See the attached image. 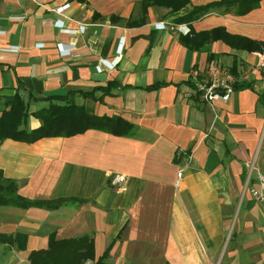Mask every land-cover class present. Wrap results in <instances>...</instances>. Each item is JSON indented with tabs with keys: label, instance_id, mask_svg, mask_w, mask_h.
<instances>
[{
	"label": "crops",
	"instance_id": "0c3cea01",
	"mask_svg": "<svg viewBox=\"0 0 264 264\" xmlns=\"http://www.w3.org/2000/svg\"><path fill=\"white\" fill-rule=\"evenodd\" d=\"M210 1L0 0V113L16 92L36 109L74 91L91 112L132 124L126 134L0 140V169L20 194L65 198L54 208L0 204V264H31L50 236L84 233L93 237L85 264H264V201L248 191L264 174V0L241 15L178 20ZM216 26L254 47L217 38L193 49L180 39ZM216 57L249 85L207 104L191 82ZM109 81V91L96 88ZM40 123L30 113L21 126ZM114 173L125 181L113 184Z\"/></svg>",
	"mask_w": 264,
	"mask_h": 264
},
{
	"label": "trees",
	"instance_id": "16d2710c",
	"mask_svg": "<svg viewBox=\"0 0 264 264\" xmlns=\"http://www.w3.org/2000/svg\"><path fill=\"white\" fill-rule=\"evenodd\" d=\"M152 0H142L146 5ZM175 8L181 6L187 0H166ZM261 0H212L208 3L195 6L194 9L178 18V20L192 19L212 9L218 12L232 11L241 15L249 12L259 5ZM221 38L235 47L252 49L254 41L226 31L224 26H216L200 31H190L180 37L181 41L193 49H200L205 43L213 39ZM210 60L212 58H209ZM116 83L107 82L105 85L97 86L102 90L109 89ZM159 83L149 85L148 88L158 86ZM191 85L194 87V80ZM249 85L243 79L233 83L234 89ZM74 91L65 93H53L45 97L46 103L30 109L29 99L19 92L4 102V108L0 113V140L11 137L32 142L43 136L72 135L82 132L88 128H97L104 131L126 134L131 130V122L119 115L96 114L86 106L81 105L73 99ZM90 95V92H84ZM40 118L41 123L33 128L21 126L24 124L28 114ZM65 198L42 199L23 196L18 192V182L3 175L0 169V204L15 205L18 207L39 206L54 208L59 206ZM93 256V237L90 233H84L76 237L56 238L49 237L46 247L34 249L29 254L31 264H85L88 258ZM96 264H103L102 259Z\"/></svg>",
	"mask_w": 264,
	"mask_h": 264
},
{
	"label": "built area",
	"instance_id": "2783aa9c",
	"mask_svg": "<svg viewBox=\"0 0 264 264\" xmlns=\"http://www.w3.org/2000/svg\"><path fill=\"white\" fill-rule=\"evenodd\" d=\"M69 3H63L54 7L57 12H62L66 7H68ZM60 20H56V23ZM160 22V21H158ZM157 23V22H156ZM157 28H164V24L160 22V24H155ZM178 28L186 33L189 31V28L186 25L178 26ZM120 43V42H119ZM124 44L120 43L119 52L122 50ZM58 49H62V43H57ZM63 51V50H62ZM71 49L67 50L69 53ZM63 53V52H62ZM66 53V52H65ZM118 56L115 58L117 59ZM98 70L101 69V63L96 65ZM205 78H198L194 80V93L196 98L199 101L205 102L207 104L211 103L215 100H223L226 101L229 99L231 93L234 90L233 83L236 80L242 78H236L230 71L225 67L222 60L219 58H213L207 64V69L205 71ZM190 155V154H189ZM254 169L253 162L249 164V172ZM182 168L177 171V176H181ZM126 176L123 173H114L110 180L113 184H119L120 182L125 181ZM249 193L254 197L256 200L264 201V174L261 172H257V185H251L248 187Z\"/></svg>",
	"mask_w": 264,
	"mask_h": 264
},
{
	"label": "rangeland",
	"instance_id": "374dc122",
	"mask_svg": "<svg viewBox=\"0 0 264 264\" xmlns=\"http://www.w3.org/2000/svg\"><path fill=\"white\" fill-rule=\"evenodd\" d=\"M208 63H209V62H208ZM223 64H224V62H223ZM204 67H205V68H203V70H202V72H203V74H204L203 77L206 75V74H205V71H206V69H207V66H204ZM229 71H230V70H229ZM247 72H248V71H247ZM204 78H205V77H204Z\"/></svg>",
	"mask_w": 264,
	"mask_h": 264
}]
</instances>
